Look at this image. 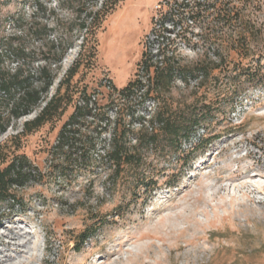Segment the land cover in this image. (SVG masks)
<instances>
[{
    "label": "rangeland",
    "instance_id": "374dc122",
    "mask_svg": "<svg viewBox=\"0 0 264 264\" xmlns=\"http://www.w3.org/2000/svg\"><path fill=\"white\" fill-rule=\"evenodd\" d=\"M166 2L0 0L6 70L35 73L56 61L40 52L53 54L58 41L78 37L53 65L56 79L41 106L0 134L1 168L26 156L34 170L24 187L13 189L21 206L0 202V264H264V0H234L235 25L211 15L167 23V31L158 29L156 9ZM102 9L108 15L96 41H84L79 25ZM239 34L250 48L244 63L253 62L258 74L229 106L222 105L220 70L211 73L218 80L211 93L176 75L156 98L144 91L120 96L145 54L154 65L171 60L175 68H192L221 60L216 51ZM149 43L159 46L158 58ZM19 50L30 56L18 59ZM138 76L145 80L141 71ZM218 96L221 102L212 105ZM56 97L62 114L26 132L25 124ZM87 101L92 117L81 135L55 147L63 125ZM159 108L200 124L178 151L166 134L144 145L141 163L117 176L107 159L115 126L129 129L127 142L135 145L132 138Z\"/></svg>",
    "mask_w": 264,
    "mask_h": 264
},
{
    "label": "trees",
    "instance_id": "16d2710c",
    "mask_svg": "<svg viewBox=\"0 0 264 264\" xmlns=\"http://www.w3.org/2000/svg\"><path fill=\"white\" fill-rule=\"evenodd\" d=\"M239 14L240 8L234 0H184L183 2L173 0V5L161 12L160 20L164 28V25L170 22L175 26H182V23L189 19L199 20L216 15L222 17V23L235 25L240 21ZM107 15L106 9L88 14L87 19L78 28L84 41L87 42L90 38L94 42L96 41L97 30ZM164 29L166 30V28ZM68 33L72 35L74 29L69 28ZM246 39L247 36L242 34L237 37L231 36L228 44L222 46V51L217 50L215 53V56L221 57V60H208L192 68L180 66L175 68L171 60H161L154 65L151 60H145V54L140 63L137 77L120 90L119 94L123 97H130L144 91L145 96L154 95L156 98L158 89H163L171 84L176 75L185 85H189L190 80H198L196 90L204 89L203 92L211 93L212 90H215V84L218 81L217 77L212 76L211 73L220 70V72L222 71V105L229 106L234 97L243 89L242 86L246 83H254L258 74V69H255L253 62L244 63L250 55ZM75 40H78L77 36H72L64 42L63 40L58 41V52L56 50L53 54L51 51L47 54L40 52L44 60L56 61L54 64H45L35 73L24 70L22 66H18L13 71L6 70L0 64V134L5 133L12 122L33 114L45 101L44 96L49 93L56 79L53 65L58 66L64 60L67 52L73 48ZM219 51L222 52L221 55ZM14 55L18 59L30 56L26 50H19ZM140 71L144 73L145 80L138 76ZM242 76L245 77L243 81L240 79ZM219 98L218 96L211 104L220 103ZM61 109L59 98L51 99L38 117L25 124V131L30 132L44 126L53 118L60 116ZM88 117H92L89 101L83 106L76 107L75 112L60 130L55 147H64L74 140L76 135H81V130L85 127ZM199 124L197 117L187 120L173 119L167 109L159 108L148 125H143L136 136L132 138L136 142L135 145L127 142V140L130 141L131 131L129 129L124 127L118 132L119 127L115 126V134L109 146L110 150L107 152V159L111 161L115 174L119 176L126 167H134L141 163L140 150L144 145H155L158 143L159 137L166 134L169 139H172L174 151H178L177 146L181 144L182 140H188ZM33 171L26 156L15 157L4 168H1L0 165V202H11L12 206H21L13 189L24 187L32 179ZM87 238L88 236L84 240Z\"/></svg>",
    "mask_w": 264,
    "mask_h": 264
},
{
    "label": "built area",
    "instance_id": "2783aa9c",
    "mask_svg": "<svg viewBox=\"0 0 264 264\" xmlns=\"http://www.w3.org/2000/svg\"><path fill=\"white\" fill-rule=\"evenodd\" d=\"M183 1L184 0H178V2H183ZM186 1H188V0H186ZM166 4L167 5L165 6V8H162V6H157V8H156V9H159L160 19H161V12H163L164 10H166L167 7L172 6L173 5V0H167ZM188 21L192 23L193 20L189 19ZM162 27H163L162 24L161 25L159 24L158 29H160ZM158 37H159V35L158 36L157 35L156 36H153L151 38V41H154V39L155 38H158ZM149 46H150L149 47V51L151 53H153L152 56L155 57V58H158L159 57V51H160L159 46L158 45L157 46L156 45L153 46V45H151V43H149Z\"/></svg>",
    "mask_w": 264,
    "mask_h": 264
},
{
    "label": "bare ground",
    "instance_id": "6f19581e",
    "mask_svg": "<svg viewBox=\"0 0 264 264\" xmlns=\"http://www.w3.org/2000/svg\"><path fill=\"white\" fill-rule=\"evenodd\" d=\"M69 60H70V59H69ZM65 61H66V64H67L68 60L66 59ZM1 262H3V260L0 258V263H1Z\"/></svg>",
    "mask_w": 264,
    "mask_h": 264
}]
</instances>
